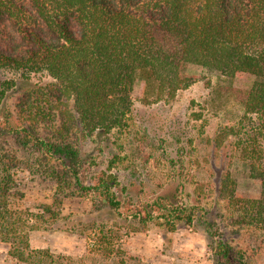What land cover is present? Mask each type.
Masks as SVG:
<instances>
[{"label": "rangeland", "instance_id": "rangeland-1", "mask_svg": "<svg viewBox=\"0 0 264 264\" xmlns=\"http://www.w3.org/2000/svg\"><path fill=\"white\" fill-rule=\"evenodd\" d=\"M2 32L0 22V49ZM187 72L192 83L172 99L157 101L137 86L125 127L77 134L78 173L87 190L72 178L57 185L37 172L36 155L17 152L12 134L5 137L4 128L20 122L0 112V160L9 164L12 180L10 221L23 225L34 257L11 255L16 229L0 237V264H264V227L245 216L241 221L231 197L258 198L264 174V130L244 116L251 80L203 68ZM25 79V87L54 84L43 72L0 70V110L13 108L16 85ZM98 179L109 182L116 208L95 190ZM177 209L184 211L175 219L170 210Z\"/></svg>", "mask_w": 264, "mask_h": 264}, {"label": "trees", "instance_id": "trees-1", "mask_svg": "<svg viewBox=\"0 0 264 264\" xmlns=\"http://www.w3.org/2000/svg\"><path fill=\"white\" fill-rule=\"evenodd\" d=\"M0 22V70L43 72L54 80L44 88L25 87L28 79L16 85L13 108L0 112L20 123L4 128L5 137L12 134L17 152L36 155L37 172L57 185L72 178L79 190L88 189L78 173V133L125 127L137 86L157 101L172 99L192 83L189 68L249 78L244 116L264 130V0H0ZM57 160L60 168L53 166ZM259 177L258 198L231 197L241 221L245 216L264 227V174ZM98 180L95 190L116 208L109 182ZM11 181L9 164L0 160V237L18 229L11 255L24 261L34 257L23 225L10 221ZM170 211L178 219L184 210ZM184 217L191 223V214ZM221 248L226 257L227 246Z\"/></svg>", "mask_w": 264, "mask_h": 264}]
</instances>
